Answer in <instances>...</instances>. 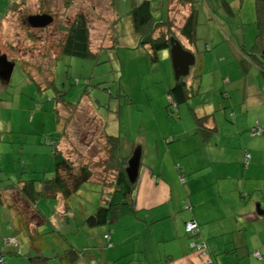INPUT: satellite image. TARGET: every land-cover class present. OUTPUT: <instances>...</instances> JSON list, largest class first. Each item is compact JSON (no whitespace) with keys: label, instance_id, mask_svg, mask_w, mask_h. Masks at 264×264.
I'll use <instances>...</instances> for the list:
<instances>
[{"label":"rangeland","instance_id":"1","mask_svg":"<svg viewBox=\"0 0 264 264\" xmlns=\"http://www.w3.org/2000/svg\"><path fill=\"white\" fill-rule=\"evenodd\" d=\"M14 1L0 0V53L7 54L13 66L10 80L4 82L0 79V194L3 197V191L15 188L19 180L50 178L54 144L63 132L59 148L65 154L77 150L78 153L74 150L71 153L76 165L90 163L93 177L92 182L81 184L76 192L67 196L65 205L60 197L38 199L37 196V205L45 216V222L39 226L44 245L39 252L50 256L72 244L80 251L76 262L51 257L49 264H140L135 260L136 254L121 253L119 246L110 251L113 247H108L103 237V233L110 229L112 235L113 228L121 221L88 226L84 220L111 190L107 184H102L105 175L104 183H108L111 177L103 169L106 151H103V138L99 136L101 126L106 134L120 136L119 155L131 157L136 152L130 147L132 141H138L140 137L154 140L159 131L169 132V122L178 117L177 112L169 113L171 108L167 107L166 93L176 81L170 52L160 53L159 60L154 63L148 49L140 46L138 38L130 32L127 15L134 2L142 0H75L69 10L64 9L65 15L61 0H17L22 11L8 13L10 3ZM195 1L199 7L197 41L196 48L190 49L195 62L188 75L183 77L192 97L179 105L185 110L184 121L189 125L192 124L189 108L200 107L203 101L219 95L209 88L217 83L220 74L226 72L243 79L254 67L246 61L249 52H254L252 48L257 34L254 1L246 0L240 8L233 0H227L233 10L231 16L216 0ZM170 7L174 31L180 36L179 27L186 10L184 7L174 10L173 3ZM168 8V2L152 0L155 20H160L163 13L165 18ZM106 9L114 10L115 23L110 22ZM80 10L86 12L90 50L96 54L86 59L66 54L58 57L56 54L64 34L56 27L65 19H73V14ZM206 10L214 17L213 22L219 23L217 32L207 26ZM40 13L51 14L53 22L39 31L29 30L31 34L27 35L20 20ZM112 39L119 42L115 43V48L109 49ZM232 47L239 56L232 52ZM10 49L17 54H10ZM202 56H205L203 65ZM226 119L231 121L229 117ZM180 125L179 122L176 129ZM180 186L185 196V188ZM181 201L179 212L188 210V201L183 198ZM126 217L129 215L119 218ZM167 222L165 227L175 226L173 217ZM11 235L17 238L22 254L7 253L4 264L11 258H15L11 264H22L16 258L28 255V239L17 227L16 213L0 204V251L2 248L12 250L3 241ZM137 242L132 243L136 245ZM162 244L154 236L149 238L148 248L156 245L154 256L159 255V259L163 254L160 251ZM142 264L151 262L145 260Z\"/></svg>","mask_w":264,"mask_h":264},{"label":"crops","instance_id":"2","mask_svg":"<svg viewBox=\"0 0 264 264\" xmlns=\"http://www.w3.org/2000/svg\"><path fill=\"white\" fill-rule=\"evenodd\" d=\"M162 1L165 4L166 0ZM216 1L223 10L222 0ZM233 1L240 8L246 3V0ZM252 1L256 8V0ZM140 3L134 2L131 10ZM178 7L186 10L180 29L191 9L175 3L174 10ZM106 12L111 17L110 22L115 23L114 10L106 9ZM205 12L207 26L217 32L219 23L213 22L214 17ZM80 13L87 18L83 10L73 15ZM127 18L133 32L129 13ZM165 18L163 13L162 19ZM169 18L172 21L170 14ZM207 41L211 46L208 37ZM179 42L189 52L196 48V44L191 46L184 38ZM232 52L239 56L235 47ZM201 59L203 65L205 56ZM249 61L247 57L246 63ZM248 72L243 79L226 72L220 74L217 83L209 88L219 95L203 101L200 107H188L197 117H211L210 126H215L217 131L208 140L198 132L193 115L192 124L184 121L185 110L178 106V117L169 122V132L159 131L150 141L141 137L132 141L130 147L136 152L131 156L138 158L134 213L117 220L121 222L110 235L113 247L110 251L119 246L121 253L136 254L135 260L140 264L145 260L151 264H264V133H249L255 127L264 132V80L257 65ZM236 106L241 108L238 110ZM179 122L181 125L176 129ZM180 185L185 188V196ZM11 192L5 193L9 200L14 194ZM182 198L188 201V210L179 212ZM170 217L175 220V226L165 227ZM188 221L196 224L194 237L183 226ZM151 236L163 242L161 259L159 255L154 256L156 245L148 248ZM134 240L138 241L136 245L132 243ZM200 241L206 244L211 262L204 260L191 246L192 242ZM25 258L21 256L16 260L30 264ZM14 260L9 259L7 264Z\"/></svg>","mask_w":264,"mask_h":264},{"label":"trees","instance_id":"3","mask_svg":"<svg viewBox=\"0 0 264 264\" xmlns=\"http://www.w3.org/2000/svg\"><path fill=\"white\" fill-rule=\"evenodd\" d=\"M40 1L42 2V0ZM61 1L64 5L62 8L69 10L74 4L75 0H70L67 2L64 0ZM175 1L176 0H166V2H168L169 8L167 9L165 19H154L152 0H143L138 6L134 7L129 12L133 33L139 38V45L148 49L150 59L154 63L159 60V54L162 51H170L173 42L179 41L180 37L186 39L191 46L196 44L198 4L193 0ZM172 3H178L181 6H189L191 9L182 27L179 29L180 36L176 35L174 31V24L169 18V9ZM222 3L225 13L229 16L233 15L230 2L227 0H222ZM255 3L256 18L254 23L257 27V34L252 48L254 52H249L247 56L253 64L259 67L264 80V0H256ZM11 9H13L12 12ZM65 10H63L64 15L66 14ZM18 11H22V9L19 8V4L17 0H15L14 2L10 3L8 13L10 12L13 14ZM49 15L54 20V17L51 14ZM7 18H9V16L5 19ZM27 19L28 16L21 19L19 23L25 29L26 34L30 35L27 29H30L31 27L28 24ZM56 29L64 34L63 41L59 46V52L56 54L58 57H61L64 54L75 56L81 59L95 56L96 53H93L90 50L88 20L84 14H77L73 17V19L70 20L65 19L63 24L58 25ZM117 41L112 39L109 49L115 48V43L119 42ZM183 48L187 50V48ZM190 92L192 91L188 88L186 82L183 80V77L176 79L174 85L169 88L166 93V97L170 98L173 105L176 106V110H173L172 104H169L167 106H170L171 108L169 113L178 112V106L180 104L186 103L192 97ZM222 95L224 98L227 97L225 93ZM191 113L195 119L197 130L201 133L204 140H208V138L216 133V127L210 126L211 117H197L192 110ZM58 118H60V114L58 115ZM99 133V136L103 138L104 142L103 151H106V159L103 160V169L105 174H109L111 177L109 179L108 176L109 182L104 183L105 176L107 177V175H105L103 177L102 184H107L111 190L107 191V198L103 202L99 203L91 214L86 216L84 221L88 226H98L111 223L113 220L117 221L120 216L134 213V190L137 179L135 182H131L126 172L128 161L132 158V156L121 157L119 155L120 136L106 134L105 128L103 126H101V129H99ZM249 133L250 135H260L264 132L255 127L250 129ZM62 136L63 132L60 134V136H58L54 144L56 148L54 153H52L54 165L53 173L50 178L44 177L43 180L40 181L19 180L18 184L14 186L15 188L3 191V197L0 194V204L15 210L14 214L16 213L17 227L21 229V232L25 235L26 239H28L31 250L28 251V255L25 257L29 260L30 264H48V260L51 257L58 258L60 261L68 260V263H74L80 257V251L77 250L72 244H68L62 251H54L50 256L43 255L41 252H39L41 247L44 246L42 237L43 233L39 231V226L45 222V216L37 205L38 199L40 197H60L62 201H64L65 205V198L71 195L73 192H76L81 184L87 183L89 181L92 182L91 178L93 177V173L90 170V163H79L76 165L75 158L71 153L73 150L74 153H78L77 150L73 149L65 154L59 148L58 143ZM170 141H172V139ZM9 191H12V194L14 193L12 199L10 200L5 195V193ZM6 201L8 202L6 203ZM188 234L194 237L196 233L189 232ZM106 235L108 238L105 237ZM103 237L107 242V246L110 247V230L105 232ZM3 241L4 245L8 246L12 250L10 249L11 251H5V249H1L0 257L3 258V261L0 264L5 263L7 253L10 254V252H13L15 255L22 254L19 250L18 240L15 236L11 235L5 237ZM193 243L196 245H193ZM197 244L203 245L205 251L204 253H201L197 249ZM191 246L204 260L208 259L211 262L210 254L204 242H192Z\"/></svg>","mask_w":264,"mask_h":264},{"label":"water","instance_id":"4","mask_svg":"<svg viewBox=\"0 0 264 264\" xmlns=\"http://www.w3.org/2000/svg\"><path fill=\"white\" fill-rule=\"evenodd\" d=\"M28 24L33 28H45L52 22L48 14L32 15L27 19ZM170 57L174 69L175 79L188 75L190 67L194 65V55L183 48L179 41H174L170 48ZM13 66L5 55L0 54V79L4 82L10 80ZM127 176L131 182H135L138 176V158L132 156L126 169Z\"/></svg>","mask_w":264,"mask_h":264},{"label":"built area","instance_id":"5","mask_svg":"<svg viewBox=\"0 0 264 264\" xmlns=\"http://www.w3.org/2000/svg\"><path fill=\"white\" fill-rule=\"evenodd\" d=\"M168 99V103L169 104H172V108H173V110H176V106L175 105H173V103H172V101L170 100V98H167ZM248 160H249V155H247L246 156V164L248 163ZM186 206H188V202H186ZM185 230L189 233V232H191V233H195L196 232V224L194 223V222H192V221H188V222H186L185 223ZM105 237H107L108 238V236L106 235ZM193 245H196V244H194L193 243ZM197 249L201 252V253H204L205 251H204V247H203V245L202 244H197ZM3 261V258L2 257H0V263ZM206 261L207 262H210V260H208V259H206Z\"/></svg>","mask_w":264,"mask_h":264},{"label":"flooded vegetation","instance_id":"6","mask_svg":"<svg viewBox=\"0 0 264 264\" xmlns=\"http://www.w3.org/2000/svg\"><path fill=\"white\" fill-rule=\"evenodd\" d=\"M41 14H45V13H40L39 15H41ZM49 15V14H48ZM32 16V15H31ZM52 21H53V18H52ZM31 27V26H30ZM40 29H42V28H40ZM29 30H37V31H39V29L38 28H33V27H31L30 29H28V32L31 34V32L29 31ZM29 37H31V36H28V38ZM27 39V38H26ZM28 43V42H27ZM34 46H31V48H33ZM27 50H29L28 48H27ZM6 51V50H5ZM7 52V51H6ZM10 54H13V56L14 55H16L17 54V52L15 51V50H13V49H10ZM1 55H5L7 58H8V55L7 54H1ZM8 60H9V58H8Z\"/></svg>","mask_w":264,"mask_h":264},{"label":"clouds","instance_id":"7","mask_svg":"<svg viewBox=\"0 0 264 264\" xmlns=\"http://www.w3.org/2000/svg\"><path fill=\"white\" fill-rule=\"evenodd\" d=\"M29 17V16H28ZM8 59V58H7Z\"/></svg>","mask_w":264,"mask_h":264}]
</instances>
